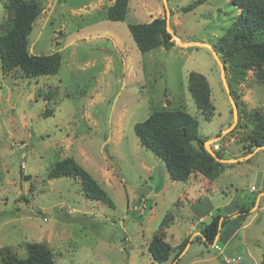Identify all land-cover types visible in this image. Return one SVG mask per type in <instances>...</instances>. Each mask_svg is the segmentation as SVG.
Listing matches in <instances>:
<instances>
[{
	"label": "rangeland",
	"instance_id": "1",
	"mask_svg": "<svg viewBox=\"0 0 264 264\" xmlns=\"http://www.w3.org/2000/svg\"><path fill=\"white\" fill-rule=\"evenodd\" d=\"M37 1L42 11L29 35V52H60L62 64L57 74L29 78L18 68L4 71L0 58V264L8 251L26 257L27 244L34 242L51 248L56 264H262L264 149L244 159L251 153L245 155L249 142L243 140L247 131L237 128L245 121L239 113L236 125L215 140L232 125L233 108L213 53L194 44L212 45L225 34L240 13L233 0H204L186 12L196 0H167L170 28L185 44L174 41L170 49L145 53L129 25L166 17L163 0H129L123 21L107 18L114 0ZM7 5L0 0V32L9 19ZM191 72L209 82L216 107L211 120L189 92ZM234 87L246 110L264 111V83L253 70ZM177 108L198 119L199 135L212 140L210 147L220 148L224 159L243 158L225 162L234 165L224 167L214 184H202L198 172L186 182L171 179L165 161L135 133V123L154 109ZM65 157H74L100 183L114 208L86 197L80 179L47 178ZM155 173L159 190L152 185ZM201 193L209 199L197 202L200 213L211 205L214 214L218 208L227 212L232 201L249 202L245 219L235 217L223 227L233 231L229 242L218 238L209 245L197 238L202 219L190 204ZM169 211L173 220L165 240L175 248L167 261L158 262L148 246ZM211 217L204 214L202 222ZM191 222H197L195 229ZM188 237L176 259L178 245Z\"/></svg>",
	"mask_w": 264,
	"mask_h": 264
},
{
	"label": "trees",
	"instance_id": "2",
	"mask_svg": "<svg viewBox=\"0 0 264 264\" xmlns=\"http://www.w3.org/2000/svg\"><path fill=\"white\" fill-rule=\"evenodd\" d=\"M204 0H196L184 7V11L192 10ZM129 0H114L107 8V18L111 21H123L128 11ZM240 9L234 23L225 34L212 41V46L225 65V72L231 94L240 117L237 128L247 131L244 141L249 144L245 155L259 146H264V111L260 109L246 110L242 106L240 94L235 85L246 79L248 71L253 70L261 83H264V0H233ZM9 19L6 28L0 32V58L4 71L20 69L29 78L43 75H54L60 70L62 55L55 52L48 55H34L29 52V35L33 24L39 17L42 6L37 0H8ZM129 30L137 47L142 53L163 46L170 49L174 45L172 33L167 31L166 17L155 18L151 22L130 24ZM188 89L205 120L215 116L216 107L211 99V88L206 77L198 72L189 74ZM233 112V110H232ZM199 121L186 110L154 109L149 116L136 122L134 130L140 142L149 147L158 157L162 158L173 180L188 181L195 172L201 173L207 179L216 180L225 164L216 160L205 148L206 139L198 133ZM221 131L216 136H221ZM195 143V145H194ZM219 143V142H218ZM264 149V148H261ZM219 158H225L220 148L215 150ZM251 160V157L248 158ZM240 163V161H237ZM73 177L80 179L82 192L91 199L105 202L114 208L115 203L109 193L74 157H65L56 161L48 171V179ZM156 190H159L157 184ZM264 191V188H263ZM262 191L260 190L259 193ZM255 195L252 205L256 204ZM150 203V201H148ZM249 202L237 204L236 214L227 215L220 208L212 214L210 222H200L198 239L213 245L219 238L225 224L235 217L245 219L249 215ZM171 211L166 213L160 223L159 231L154 234L149 243V251L158 262L170 258L175 246L165 240L166 228L172 224ZM190 237L178 245L179 255L190 242ZM27 256L19 258L9 251L2 256L3 264H56L54 253L46 244L34 242L26 246ZM264 264V251L262 254Z\"/></svg>",
	"mask_w": 264,
	"mask_h": 264
},
{
	"label": "water",
	"instance_id": "3",
	"mask_svg": "<svg viewBox=\"0 0 264 264\" xmlns=\"http://www.w3.org/2000/svg\"><path fill=\"white\" fill-rule=\"evenodd\" d=\"M164 1V5L166 7V28H167V31L172 33V38L171 40L173 41H177L179 43H181L182 45L185 44V43H182L179 38L172 32L171 28H170V15H171V10L168 8V5H167V0H163ZM195 45H199V46H205V47H208L211 52L213 53L215 59L217 60L219 66H220V71H221V79H222V82L224 84V87L228 93V96H229V99H230V102L232 104V108H233V115H234V121L232 123V125L230 127H228L227 129H225L221 136H217L215 138V140H218L220 139L224 134L225 132L229 131L231 128H233L235 125H236V122H237V116H238V108L235 104V101L232 97V94L230 92V88L228 86V83H227V80H226V72H225V65L223 63V61L220 59L218 53L216 52V50L213 48L212 45L208 44V43H201V42H195L194 43ZM212 140H207L205 141V148L206 150L211 153L215 158L216 160H219L220 162H227V163H232V162H237V161H240L242 160L243 158H239V159H224V158H219V156L216 154L215 150L213 148L210 147L209 145V142H211ZM259 148H264V146H259L256 148L259 149ZM253 155V153H251L250 155L248 156H245L244 159H248L249 157H251ZM157 180H158V176H157V173H155L153 175V179H152V185L154 186H157Z\"/></svg>",
	"mask_w": 264,
	"mask_h": 264
},
{
	"label": "crops",
	"instance_id": "4",
	"mask_svg": "<svg viewBox=\"0 0 264 264\" xmlns=\"http://www.w3.org/2000/svg\"><path fill=\"white\" fill-rule=\"evenodd\" d=\"M204 177V176H203ZM199 181H201V183L202 184H204V185H209V184H214L213 182L214 181H211V180H209V179H207L206 177H204V179H199ZM198 187H199V184H198V182H195V183H193V187L192 188H195V190L193 191V193L196 191L197 192V190H198ZM199 192V191H198ZM193 193H191V194H193ZM200 193V192H199ZM204 199H209L208 198V196H204L202 193H201V195H200V197L197 199V200H194L193 202H195L194 203V205H192L191 206V204H190V208H193L194 209V213H195V218L196 219H198V221H200L201 219V222L202 221H205L204 219H203V217H204V214H208V215H212L213 214V210H214V206L213 205H211V208H209L208 210H206L205 212H203V213H200V212H198V211H196V209H195V207H197V202H199V201H202V200H204ZM225 208V210L227 211L226 213H227V215H232V214H235L236 213V210H237V204L235 203V201H232V202H230L229 204H226V206L224 207ZM200 214H202V215H200ZM231 221H229L227 224H229ZM191 224H192V228L193 229H195L196 227H197V222L194 224V223H192L191 222ZM233 231H232V229H230L229 227L227 228V229H225V232L224 231H221V234H220V236H219V239H223V240H225V242H229V240L230 239H232V237H233V233H232ZM196 233H199L200 234V232H196ZM224 234V235H223Z\"/></svg>",
	"mask_w": 264,
	"mask_h": 264
},
{
	"label": "built area",
	"instance_id": "5",
	"mask_svg": "<svg viewBox=\"0 0 264 264\" xmlns=\"http://www.w3.org/2000/svg\"><path fill=\"white\" fill-rule=\"evenodd\" d=\"M217 247H218V246H217ZM218 248H219V247H218ZM225 261L229 262V261H231V260H230L229 258H226Z\"/></svg>",
	"mask_w": 264,
	"mask_h": 264
}]
</instances>
